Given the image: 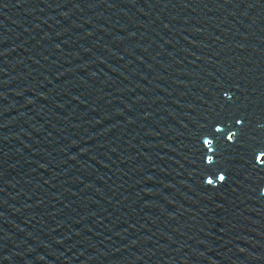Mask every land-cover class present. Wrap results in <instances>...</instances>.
I'll list each match as a JSON object with an SVG mask.
<instances>
[{"label":"water","instance_id":"95a60500","mask_svg":"<svg viewBox=\"0 0 264 264\" xmlns=\"http://www.w3.org/2000/svg\"><path fill=\"white\" fill-rule=\"evenodd\" d=\"M0 264H264V0H0Z\"/></svg>","mask_w":264,"mask_h":264}]
</instances>
